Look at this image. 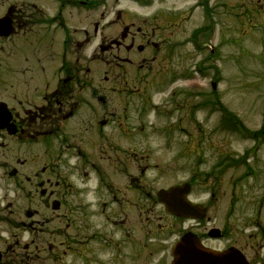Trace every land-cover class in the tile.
<instances>
[{"label": "flooded vegetation", "instance_id": "flooded-vegetation-1", "mask_svg": "<svg viewBox=\"0 0 264 264\" xmlns=\"http://www.w3.org/2000/svg\"><path fill=\"white\" fill-rule=\"evenodd\" d=\"M227 1L192 0L177 11H199L210 23L216 9L229 13ZM254 1L244 11L262 15L264 0ZM100 3L0 0V25L10 28L0 32V264H170L184 231L213 251L233 247L247 264H264V200L251 203L240 227L226 211L237 201H227L221 221L211 216V192L198 202L202 219L171 217L153 199L147 148L136 145L146 141L149 82L161 88L176 75L162 62L170 60L166 26L108 25L114 30L104 35L90 18L103 16ZM155 64L150 80L139 75ZM174 96L163 100L172 106Z\"/></svg>", "mask_w": 264, "mask_h": 264}, {"label": "rangeland", "instance_id": "rangeland-1", "mask_svg": "<svg viewBox=\"0 0 264 264\" xmlns=\"http://www.w3.org/2000/svg\"><path fill=\"white\" fill-rule=\"evenodd\" d=\"M136 1H107L100 9L105 15L100 18L101 26L113 20V14H107L112 4L113 10L122 11L117 24L141 25L144 18L158 19L157 12L161 13L158 9H184L192 3V0ZM243 1L228 0L229 13L223 14L226 7L216 9L212 17L217 26L210 34L205 28L208 19L199 11L182 22L180 33L179 29L167 34L164 52L168 49L166 56L170 60L162 58V62L164 68L176 75L170 80L166 77L161 88L152 90L155 94L149 97V102L165 104V109L147 113L143 134L146 141L136 145V148H147L150 191L191 180L192 201H204L209 197L206 192L214 193L212 200L216 208L212 209L211 216H217L218 221L232 193L237 203L226 211L240 227L241 217L251 214V203L264 200V12L262 15L254 10L245 12L248 4L256 8V1L246 3L245 7L240 5ZM229 8L234 9L231 12ZM175 18L181 19V16L178 14ZM111 30L114 28L110 26L103 31L104 35ZM173 43H176L175 53L169 54ZM93 46L85 48V55L91 54ZM153 53L159 55V52ZM150 66L149 71H141L139 75L144 74L142 77L150 80L157 65ZM104 70V65L98 64L96 71L101 78ZM122 74L131 76L127 68ZM150 87L151 82L147 89ZM172 91L176 99L168 106L164 95ZM243 153L250 154L242 162L244 170H240L235 159ZM213 166L217 167L213 170ZM94 199L93 195L88 197V200ZM251 227H244L245 233Z\"/></svg>", "mask_w": 264, "mask_h": 264}, {"label": "water", "instance_id": "water-1", "mask_svg": "<svg viewBox=\"0 0 264 264\" xmlns=\"http://www.w3.org/2000/svg\"><path fill=\"white\" fill-rule=\"evenodd\" d=\"M187 191H188L187 187H185V189L182 190L176 187V188H171L168 191H160L158 193L159 201L165 205L168 211H175L176 207L172 205L174 204L181 205L182 203L184 204L185 200L183 199V197ZM179 196H182V198H180ZM181 248H185V246ZM177 249H179V247Z\"/></svg>", "mask_w": 264, "mask_h": 264}]
</instances>
